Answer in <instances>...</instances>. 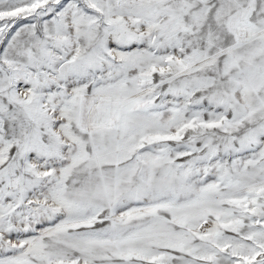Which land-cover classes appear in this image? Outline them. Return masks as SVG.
<instances>
[{"label":"snow or ice","instance_id":"snow-or-ice-1","mask_svg":"<svg viewBox=\"0 0 264 264\" xmlns=\"http://www.w3.org/2000/svg\"><path fill=\"white\" fill-rule=\"evenodd\" d=\"M0 264H264V0H0Z\"/></svg>","mask_w":264,"mask_h":264}]
</instances>
